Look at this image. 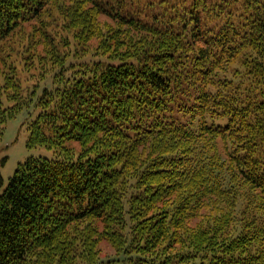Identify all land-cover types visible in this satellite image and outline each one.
Wrapping results in <instances>:
<instances>
[{"label":"trees","instance_id":"trees-1","mask_svg":"<svg viewBox=\"0 0 264 264\" xmlns=\"http://www.w3.org/2000/svg\"><path fill=\"white\" fill-rule=\"evenodd\" d=\"M28 105L54 155L0 195V264H264V0H0V142Z\"/></svg>","mask_w":264,"mask_h":264},{"label":"rangeland","instance_id":"rangeland-1","mask_svg":"<svg viewBox=\"0 0 264 264\" xmlns=\"http://www.w3.org/2000/svg\"><path fill=\"white\" fill-rule=\"evenodd\" d=\"M145 2H159L160 0H144ZM221 1V0H213ZM76 52V53H75ZM78 55V56H77ZM97 56L92 48H83L78 45H72L68 51V62L74 58L90 59ZM51 74V73H50ZM50 78L42 82L44 84H50ZM33 82L30 79L29 84ZM24 84L26 80H24ZM28 105L22 110L16 117L9 119L6 123L3 139L0 142V170L2 172L4 182L0 187V195L9 183L10 177L13 175L18 164L26 160L30 156H47L53 157L54 153L51 149L44 146L29 147V131L28 124L30 122V114L32 106ZM34 115V114H33ZM105 253L112 250L104 247ZM108 250V251H107ZM107 251V252H106ZM78 264H88L85 262H79Z\"/></svg>","mask_w":264,"mask_h":264}]
</instances>
